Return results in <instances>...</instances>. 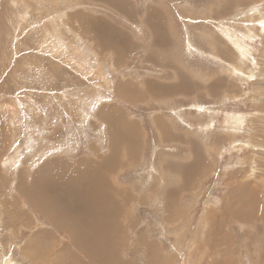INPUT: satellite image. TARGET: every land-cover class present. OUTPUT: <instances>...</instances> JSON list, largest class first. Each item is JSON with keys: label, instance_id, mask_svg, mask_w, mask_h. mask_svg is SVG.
I'll use <instances>...</instances> for the list:
<instances>
[{"label": "rangeland", "instance_id": "374dc122", "mask_svg": "<svg viewBox=\"0 0 264 264\" xmlns=\"http://www.w3.org/2000/svg\"><path fill=\"white\" fill-rule=\"evenodd\" d=\"M113 1L0 0V264H264V0ZM103 158L92 260L62 228L102 192L66 183Z\"/></svg>", "mask_w": 264, "mask_h": 264}, {"label": "bare ground", "instance_id": "6f19581e", "mask_svg": "<svg viewBox=\"0 0 264 264\" xmlns=\"http://www.w3.org/2000/svg\"><path fill=\"white\" fill-rule=\"evenodd\" d=\"M91 2H96V1H99V2H103V3H105L107 6H109V7H111L113 10H115V11H117V12H119V9H117L116 7H114L113 5H116V2H114L113 0H90ZM121 2H123V3H126L125 1H123V0H120ZM102 3V4H103ZM124 6V4H122L120 7H118V8H120V15L121 16H126V13H125V11H126V9L127 8H130L131 6L130 5H127L126 6V8H122ZM121 11H123V12H121ZM81 14V13H80ZM79 14V15H80ZM150 14V13H149ZM152 14H154L153 15V17L155 18V20H156V22L157 23H159V22H161V18H162V15L160 16L158 13H156V12H154V13H152ZM86 16V15H85ZM87 17V19L84 21V22H82V23H80L81 25H82V28H81V33H89V34H91V33H93L94 34V38H96V39H98V40H105L109 35H110V32L111 33H113V31L115 30V27H114V25H113V27H111V26H109V24H106V23H104L103 21H101V19H99V18H96V17H89V16H86ZM144 17V16H143ZM144 19V22H145V26H146V19L145 18H143ZM69 21V20H68ZM110 25H111V23H110ZM129 25H132L133 27H135L133 24H129ZM161 26V25H160ZM136 28V27H135ZM137 29V28H136ZM159 29L158 28H156V27H154V28H152L151 29V31L149 32L150 33V36L151 37H153V42H154V46L155 47H160V44H159V39H157V36H159ZM230 34H228V36H229ZM229 38H231V39H233L232 37H229ZM237 39H238V37H236ZM237 39H234V45L237 47V43H236V40ZM161 43V42H160ZM144 47V46H143ZM163 47V46H162ZM154 48V47H153ZM107 49H112V50H115L116 49V52H119V53H121L122 51H121V49L115 44V46H108L107 47ZM153 56V55H152ZM147 58L148 59H151L148 55H147ZM154 58H155V56H154ZM158 58V57H157ZM159 60V59H158ZM146 61V60H145ZM151 61V60H150ZM154 60H152V62H153ZM157 61V60H156ZM155 64V63H154ZM147 84L149 83V82H146ZM151 83V82H150ZM156 83H157V81H156ZM149 85H152V84H149ZM149 85H148V87H149ZM153 86H155V85H152V87ZM151 87V88H152ZM154 89H155V87H154ZM152 90V89H151ZM159 92V94H163V93H161L160 91H158ZM150 95H151V93H150ZM157 97V96H156ZM133 99V98H132ZM103 108V107H102ZM161 124V123H160ZM160 124L158 125V128L160 127ZM134 124H132V123H130V122H125V121H123L122 120V126H123V128L125 129V127H126V134H127V138L129 137V139L131 138V133L129 132V131H132V130H134L133 128H131L132 126H133ZM157 125V124H156ZM155 128H157V127H155ZM139 130V129H138ZM159 132H160V134L162 135L161 136V138H160V140L162 141V143H165L166 141H164V140H167L169 137L168 136H166V134H165V132H164V130H163V128H162V131H161V129H159ZM173 134V133H172ZM170 140V139H169ZM175 142H176V144H182V140L181 139H179V138H175V140H174ZM131 145V144H130ZM128 147H129V144H128ZM119 151V150H118ZM163 162H164V164H165V166H166V168H167V171L168 170H172L171 169V167H170V164L166 161V160H163ZM98 173V172H97ZM52 175L54 174L53 172L51 173ZM96 174V173H95ZM185 180H187L188 182H189V180H188V177H187V175H186V177H185ZM23 184V183H22ZM21 185V184H20ZM96 185H97V190L96 191H100V192H102V195H98V196H100V199H99V201H96V199H98V198H91L90 200H92L93 202H94V204L93 205H91L90 206V209H89V211H82V209L81 210H79L78 212V216H77V218H73V219H69V220H67L66 222H65V226H63L64 228H62L64 231H66L67 232V234H68V239H70L71 238V240L74 242V243H76L77 244V247H78V249L76 250L77 252H80V251H83L84 252V254H86L88 257H90L91 256V259L93 260L94 259V255L96 254V253H94L93 252V249H94V247L93 246H95V245H93V244H97V250H98V252L97 253H102V250H104L105 249V246H107L110 242H111V240L112 239H114V238H116L119 234H120V232H121V230H122V226L120 225V223L117 221V219H120L119 217H115V216H111V217H108L109 216V214H116V212L115 213H111V212H109V208H108V203H109V200H108V202H107V209H108V212H106V211H101V212H99L98 213V215H97V217H94V215H93V211L95 210V211H97L98 212V210L99 209H101V206H102V202L104 203V201H103V199H102V201H100L101 200V198H102V196H103V194H104V188H100V185H99V183H96ZM22 186V185H21ZM77 188L78 189H81V187L83 186V184H81V183H78L77 184ZM49 187H50V185H49ZM22 188H23V192H21V194L22 195H24V196H26V190H25V187H23L22 186ZM43 190H45V187H43L42 188ZM100 189V190H99ZM16 191H17V189H16ZM124 192V191H123ZM45 195H46V197H44L43 198V203H42V207H44L45 209H46V207H47V201H48V198H47V196H48V194L47 193H44ZM98 194V192L94 195V197H96V195ZM109 194V193H108ZM157 194V193H156ZM113 196V194H110V199L113 201V199H115V195H114V197H112ZM241 197V196H240ZM78 199V196H74V198H73V202L76 204V205H78V206H80V203H76V200ZM245 200V199H244ZM248 200V199H247ZM242 203V202H241ZM245 203V202H244ZM74 205V204H73ZM76 207V206H75ZM237 207H239V206H237ZM236 207V208H237ZM82 212L83 213H86V214H82ZM238 212V211H237ZM240 212V211H239ZM58 213H60V215L61 216H64V217H66V212L65 211H61V209H58ZM114 219V223H111V221H110V219ZM68 219V218H67ZM94 219H96L95 220V222L93 221ZM54 224H56V222L54 223ZM55 226V225H54ZM62 229H58V230H62ZM44 230V229H43ZM44 232H45V230H44ZM44 232H42V234L44 233ZM50 232V231H49ZM49 232H46V233H44V235L45 234H48L49 235ZM49 238H50V236H48ZM55 238V237H54ZM53 238V239H54ZM46 239H47V237H46ZM67 239V240H68ZM46 241H49V240H46ZM45 241V242H46ZM54 241H56V239L54 240ZM86 244H85V243ZM47 243V242H46ZM50 243H51V241L48 243V245L50 246ZM51 244H53V243H51ZM55 244V243H54ZM56 244H57V242H56ZM63 244V243H62ZM64 244L66 245V240H65V242H64ZM63 244V245H64ZM51 247H52V245H51ZM65 247V246H64ZM53 248H55V247H53ZM110 250H111V248H110ZM59 256V255H58ZM69 256V255H68ZM71 258V257H70ZM69 258V259H70ZM107 258H111V256L109 255V257H107ZM59 259V258H58ZM72 259V258H71ZM64 260V259H63ZM67 260H68V258H67ZM99 260V259H98ZM62 261V260H61ZM73 261H74V259H73ZM95 261H96V259H95ZM105 260H103V262H104ZM64 262V261H63ZM76 262V261H75ZM103 262H101V263H103ZM117 262V261H116ZM65 264V263H64ZM70 264V263H69ZM73 264H74V262H73Z\"/></svg>", "mask_w": 264, "mask_h": 264}, {"label": "crops", "instance_id": "0c3cea01", "mask_svg": "<svg viewBox=\"0 0 264 264\" xmlns=\"http://www.w3.org/2000/svg\"><path fill=\"white\" fill-rule=\"evenodd\" d=\"M101 162H102V164H96L92 168H88L87 170L83 171V173H77L76 172L75 174H79V183L83 184V186H90V185H93V183H98V181H99L98 177L101 178V176H100V173L97 174V176H95V173L98 172L99 169L101 170L103 167L107 166V165H104L106 162L105 158H103L101 160ZM52 177L55 178V175L53 174ZM66 184H67L66 191L68 190L70 192L72 186L77 185L78 183H74V184L73 183H66ZM49 185H50V183H45V193H47V194H49L48 190L51 189V187H49ZM52 191H54V190H52ZM93 191H94V189H93ZM54 193L56 194L57 192L54 191ZM70 195L72 198L71 192H70ZM93 197H94V195L92 196V198ZM56 199H57V194H56ZM90 202L92 203V205L94 204V202L92 200H90Z\"/></svg>", "mask_w": 264, "mask_h": 264}]
</instances>
